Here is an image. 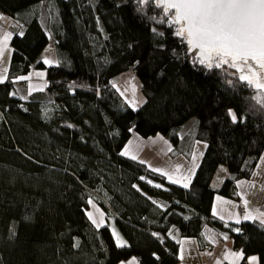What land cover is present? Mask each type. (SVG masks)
I'll list each match as a JSON object with an SVG mask.
<instances>
[{
	"label": "trees",
	"instance_id": "obj_1",
	"mask_svg": "<svg viewBox=\"0 0 264 264\" xmlns=\"http://www.w3.org/2000/svg\"><path fill=\"white\" fill-rule=\"evenodd\" d=\"M2 16L25 30L10 41L0 82V264H118L137 256L139 264H177L171 230L199 248L227 236L264 264V227L225 225L211 214L214 198H233L234 182L249 179L263 153L257 97L264 91L246 88L234 69L191 57L153 0H0ZM48 36L57 65L39 60ZM32 69L43 72L45 88L22 101L14 85ZM129 71L144 98L135 111L113 87ZM133 135H161L174 155L204 143L188 187L122 155ZM219 168L229 177L216 189ZM89 192L105 214L99 228L87 215Z\"/></svg>",
	"mask_w": 264,
	"mask_h": 264
},
{
	"label": "crops",
	"instance_id": "obj_2",
	"mask_svg": "<svg viewBox=\"0 0 264 264\" xmlns=\"http://www.w3.org/2000/svg\"><path fill=\"white\" fill-rule=\"evenodd\" d=\"M39 21L40 24L44 26L45 15H43V13ZM24 30L25 28L20 21L12 20L7 17L0 18V49H3V55L0 56V63L4 62L6 75L11 58V48L9 46L10 41L14 35H22ZM9 33L11 35L9 36L5 45L4 37ZM48 39V45L50 44L51 49L53 47V52H55L52 37L48 36ZM39 60L43 64L52 65H57L59 62V59L56 55V61L53 58L54 63L52 61L51 63H45V61L48 60L45 50L41 53ZM35 71H37V73ZM41 73L42 75H38ZM6 75L3 80L6 79ZM113 87L120 93L126 103L128 102L126 98L133 100L132 97L134 96L133 102L135 107L138 108L141 105L142 102H140L139 97L136 98V93H140V84L138 83L133 72L129 71L119 76L117 79H115V81H113ZM44 88L45 81L43 72L32 69L27 76V81L23 86L14 85V92L12 95L21 99L22 101H27L30 95L42 92L44 91ZM192 124L193 122L189 121L182 128L180 132L181 138L187 134ZM196 144L198 143L194 144L192 150L188 154L186 153V150L183 149L181 154L174 155L173 146L168 141V139L161 135H154L145 139L138 136H133L124 146L122 153H125L127 150V154H124V156L131 159L132 156H135V160L140 161L152 170L158 169L159 171L156 172L160 174L166 172L169 176L179 179V182L176 184H181L180 182L186 181L182 179L183 177H190L192 174L191 165L195 160L193 158V150ZM182 155H184V157ZM181 157L184 158L185 163L183 168L177 171V168L180 167L179 159ZM162 175L165 176V174ZM165 177L167 178V176ZM228 177L229 174L227 170L225 168H219L215 172L211 184L214 188L219 189ZM167 180L169 181V178H167ZM217 198H219V200ZM245 200L248 201L247 208L244 207ZM239 207H243L244 211L242 214L238 212ZM214 211L216 213L215 215ZM246 211H252L253 215H257L258 212H264V150L250 178L237 180L234 182L233 198L216 196L211 208V214L224 224L238 225L235 222V218L237 215H239L241 222H256L257 224L264 227V225L260 223L259 219L244 220L243 215ZM221 216L224 218L221 219ZM209 234L212 235L214 233L209 230L206 231L205 235ZM169 238L172 241L178 243L176 255L178 260L177 264H243V262L244 264H261L257 255L245 256L242 250L234 249L232 246V241L230 240H225L222 242L218 241V243H207L202 248H199L195 239L181 238L177 230H171L169 233ZM241 253L242 256L237 259V256ZM181 254H183V259L181 258ZM252 257L256 258L254 262L251 260ZM133 260L135 261V264H139L138 260H136L134 257H131L127 260H122L118 264H130V262Z\"/></svg>",
	"mask_w": 264,
	"mask_h": 264
},
{
	"label": "snow or ice",
	"instance_id": "obj_3",
	"mask_svg": "<svg viewBox=\"0 0 264 264\" xmlns=\"http://www.w3.org/2000/svg\"><path fill=\"white\" fill-rule=\"evenodd\" d=\"M141 2L148 4L150 0ZM153 2L156 7L162 8L169 25L177 26L175 34L187 42L190 50L198 53L196 60L200 64L209 69L227 66L239 73L238 80L254 86L258 91L264 90V0H153ZM10 35V33L5 35V45ZM2 55L3 49H0V56ZM3 79L4 77H0V82H3ZM257 100L264 103V98L258 96ZM231 117L233 121L237 119L235 114H231ZM124 154H127V150L122 153ZM132 159L136 157L132 156ZM168 178L172 183L179 182V179L172 176ZM182 179L190 181V177ZM183 186L188 187V183H184ZM244 207H248L247 200L244 201ZM88 217L97 228L102 226L103 213H100L99 221L91 212L88 213ZM243 219H259L264 225V212L253 215L252 211H246ZM235 222L237 224L241 222L239 215L236 216ZM113 235L116 237L117 246L124 247L125 242L115 229ZM223 238L228 239L227 236ZM240 256L242 253L237 259ZM181 258L183 259V254ZM251 260L254 262L256 258L252 257ZM130 264H135V261Z\"/></svg>",
	"mask_w": 264,
	"mask_h": 264
},
{
	"label": "rangeland",
	"instance_id": "obj_4",
	"mask_svg": "<svg viewBox=\"0 0 264 264\" xmlns=\"http://www.w3.org/2000/svg\"><path fill=\"white\" fill-rule=\"evenodd\" d=\"M2 17H4V16H2ZM1 18V17H0ZM156 32H158V33H161V31H159V30H157ZM45 53L47 54V56H48V63H51V61L54 63V60H53V58L55 59V61H56V52H53V47H52V49H51V45L49 44L46 48H45ZM46 65H52V64H46ZM36 73H37V71H35ZM134 74V73H133ZM239 74V73H238ZM5 75H6V69H5V65H4V62H1L0 63V77H4L5 78ZM7 76V75H6ZM4 81V80H3ZM138 83H139V81H138ZM19 86H22V85H19ZM120 87H122V86H120ZM245 87L246 88H249V85H247V83L245 82ZM262 91H264V90H262ZM134 97V96H133ZM132 97V99L134 100V98ZM137 97H139V99H140V102H142L143 103V101H144V98H143V96H142V94L141 93H136V98ZM126 100L128 101L127 103H128V105L131 107V108H133L132 110H137L138 108H136L135 107V105H134V102H133V100H130V99H128V98H126ZM141 103V104H142ZM192 122H193V120H191ZM190 121V122H191ZM186 132H187V130H186ZM189 132V131H188ZM187 132V133H188ZM133 136H135V135H133ZM138 145H140L139 143H137ZM204 149H205V144L204 143H198V144H196V146H195V148H194V150H193V158L195 157V160H194V162L192 163V165H191V168H192V174H191V176H190V179H191V177H192V175H193V173H194V170H195V168H196V166L198 165V163H199V161H200V159H201V157H202V154H203V151H204ZM183 157H184V155H182ZM183 157H181L179 160H180V167H178L177 169H181V168H183V166H184V158ZM194 169V170H193ZM164 173H166V172H164ZM165 176H167V178L169 177V175L166 173V175ZM147 182H146V184H148L149 185V180L147 179L146 180ZM168 182H170V180L168 181ZM172 183V182H171ZM181 184H177V185H180V186H183V184L184 183H188V180H186V181H184V182H180ZM174 184H176V183H174ZM90 193V192H89ZM90 194H92V193H90ZM97 194V193H96ZM95 195V193L94 194H92V196H93V198L91 197L90 198V200L89 201H91L92 203H89V206H90V208H89V212H91L92 214H93V217L97 220V221H99L100 219H101V217H100V213H103V224L102 225H105L106 224V220H105V214H104V211L101 209V207L98 205V204H96V202L94 201V199L96 198V196H94ZM103 199V198H102ZM101 199V202L103 203V204H105L106 205V203H105V199L106 198H104L103 200ZM107 202V201H106ZM94 205V206H93ZM243 207H239L238 208V212L240 213V214H242L243 213ZM88 212V213H89ZM88 215V214H87ZM92 221V220H91ZM225 225H227V224H225ZM96 226V225H95ZM109 227H110V230H111V233H112V235H113V229H115V231H116V233H118L119 234V236H120V238L126 243V241L123 239V236L119 233V231H118V229L116 228V226H115V224H113V222L112 221H110L109 222ZM211 236H213V234L211 235ZM113 238H114V240H115V242H116V237L113 235ZM216 238H217V240L219 239L218 238V236H216ZM219 241V240H218ZM221 242V241H220ZM212 243H215V242H212ZM216 243H218V242H216ZM117 244V243H116ZM243 264H244V262H243Z\"/></svg>",
	"mask_w": 264,
	"mask_h": 264
},
{
	"label": "water",
	"instance_id": "obj_5",
	"mask_svg": "<svg viewBox=\"0 0 264 264\" xmlns=\"http://www.w3.org/2000/svg\"><path fill=\"white\" fill-rule=\"evenodd\" d=\"M185 44L187 45L186 41H185ZM187 47H188V53L190 54V56L196 59V56L198 55V53L196 51L190 50L188 45Z\"/></svg>",
	"mask_w": 264,
	"mask_h": 264
},
{
	"label": "built area",
	"instance_id": "obj_6",
	"mask_svg": "<svg viewBox=\"0 0 264 264\" xmlns=\"http://www.w3.org/2000/svg\"><path fill=\"white\" fill-rule=\"evenodd\" d=\"M136 260H139V257L138 256L136 257Z\"/></svg>",
	"mask_w": 264,
	"mask_h": 264
},
{
	"label": "bare ground",
	"instance_id": "obj_7",
	"mask_svg": "<svg viewBox=\"0 0 264 264\" xmlns=\"http://www.w3.org/2000/svg\"><path fill=\"white\" fill-rule=\"evenodd\" d=\"M188 54H189V53H188ZM189 55H190V54H189ZM20 107H23V106H22V104H21V106H20Z\"/></svg>",
	"mask_w": 264,
	"mask_h": 264
}]
</instances>
